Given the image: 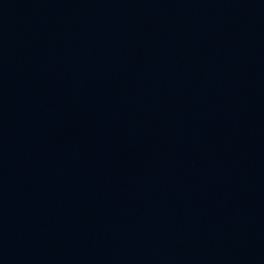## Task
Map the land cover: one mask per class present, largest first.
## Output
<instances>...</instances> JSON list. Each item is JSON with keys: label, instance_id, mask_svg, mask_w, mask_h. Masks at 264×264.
<instances>
[{"label": "water", "instance_id": "1", "mask_svg": "<svg viewBox=\"0 0 264 264\" xmlns=\"http://www.w3.org/2000/svg\"><path fill=\"white\" fill-rule=\"evenodd\" d=\"M0 264H264V0H0Z\"/></svg>", "mask_w": 264, "mask_h": 264}]
</instances>
